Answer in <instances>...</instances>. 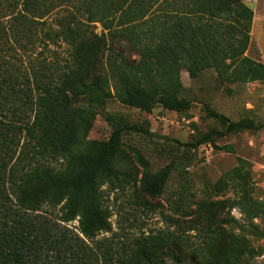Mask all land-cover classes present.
I'll return each mask as SVG.
<instances>
[{
    "label": "trees",
    "instance_id": "16d2710c",
    "mask_svg": "<svg viewBox=\"0 0 264 264\" xmlns=\"http://www.w3.org/2000/svg\"><path fill=\"white\" fill-rule=\"evenodd\" d=\"M60 6L99 22L111 43L89 48L75 29L46 28ZM251 19L242 0H0V264H236L233 240L223 257L205 259L197 249L137 240L126 251L99 238L110 231L105 189L127 179L116 165L122 138L147 132L110 120L106 140L85 139L108 98L144 112L155 104L177 111L187 105L180 71L212 69L229 80L247 65ZM59 41L70 48L61 63L39 57L38 48ZM122 44L137 60L122 54ZM208 116L220 129L195 147L257 129L250 119ZM158 177L144 191L159 193ZM230 179L246 198L239 174Z\"/></svg>",
    "mask_w": 264,
    "mask_h": 264
},
{
    "label": "rangeland",
    "instance_id": "374dc122",
    "mask_svg": "<svg viewBox=\"0 0 264 264\" xmlns=\"http://www.w3.org/2000/svg\"><path fill=\"white\" fill-rule=\"evenodd\" d=\"M242 2L252 11L244 54L248 61L229 80L212 69L182 70L181 96L187 100L182 109L169 111L155 104L144 112L114 98L97 108L86 142L106 140L110 120L135 124L147 132L122 138L116 165L127 179L119 187L105 189L110 231L99 238H106L114 248L124 245L126 251L133 250L138 240L160 249L176 245L183 253L197 249L203 258L212 259L223 257L233 240L236 264H264V0ZM45 22L46 28L75 29L89 48L99 39L111 43L99 22L86 23L68 6L52 10ZM121 46L124 56L137 60L135 52ZM37 52L47 62L61 63L70 48L59 41ZM101 54L103 61L100 45ZM210 110L230 121L250 119L257 129L213 135L209 143L195 147L202 135L220 129L208 116ZM134 152L145 164L137 162ZM236 173L243 180L246 198H241L239 183L230 179ZM158 174L159 193L144 191ZM186 210L192 215L186 216Z\"/></svg>",
    "mask_w": 264,
    "mask_h": 264
}]
</instances>
